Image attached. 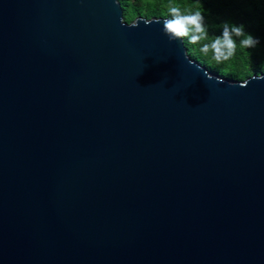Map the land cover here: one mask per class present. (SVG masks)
<instances>
[{"label": "water", "instance_id": "water-1", "mask_svg": "<svg viewBox=\"0 0 264 264\" xmlns=\"http://www.w3.org/2000/svg\"><path fill=\"white\" fill-rule=\"evenodd\" d=\"M167 18L0 0V264H264V73Z\"/></svg>", "mask_w": 264, "mask_h": 264}, {"label": "trees", "instance_id": "trees-1", "mask_svg": "<svg viewBox=\"0 0 264 264\" xmlns=\"http://www.w3.org/2000/svg\"><path fill=\"white\" fill-rule=\"evenodd\" d=\"M125 13H128L131 22L146 11V16L168 17L167 6L169 0H120ZM184 9L195 11L203 10L209 37L222 35L225 22L237 26L244 25L245 31L260 40V44L253 49L240 47V38L237 40L236 55L223 63H216L212 54L205 56L200 51V45H193L187 38L184 39L189 55L215 72L211 64L220 68L216 71L223 77L231 80H245L253 75L264 73V0H179Z\"/></svg>", "mask_w": 264, "mask_h": 264}, {"label": "clouds", "instance_id": "clouds-1", "mask_svg": "<svg viewBox=\"0 0 264 264\" xmlns=\"http://www.w3.org/2000/svg\"><path fill=\"white\" fill-rule=\"evenodd\" d=\"M167 14L170 18L164 20L163 32L169 41L187 38L191 44L200 45V51L205 56L211 53L212 59L218 64L236 55L237 40L235 38H240L239 45L245 49H253L260 44L257 37L245 31L244 25H230L227 22L223 25L222 35L210 39L203 10L184 9L179 0H169ZM146 23L151 22L146 21Z\"/></svg>", "mask_w": 264, "mask_h": 264}, {"label": "rangeland", "instance_id": "rangeland-1", "mask_svg": "<svg viewBox=\"0 0 264 264\" xmlns=\"http://www.w3.org/2000/svg\"><path fill=\"white\" fill-rule=\"evenodd\" d=\"M144 12V16H146V11H143ZM129 14L128 13H125V17H127V19L129 20ZM211 68L213 69V70H215V73H217L216 71H219L220 70V68L219 67H217L216 65H213V64H211Z\"/></svg>", "mask_w": 264, "mask_h": 264}]
</instances>
